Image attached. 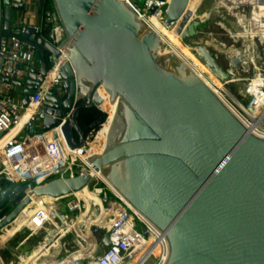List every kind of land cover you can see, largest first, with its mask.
I'll return each mask as SVG.
<instances>
[{"label": "water", "instance_id": "obj_1", "mask_svg": "<svg viewBox=\"0 0 264 264\" xmlns=\"http://www.w3.org/2000/svg\"><path fill=\"white\" fill-rule=\"evenodd\" d=\"M44 1L37 0L40 13ZM188 3L171 0L164 25L177 24ZM52 4L66 37L61 49L69 60L61 74L67 90L63 112L76 104L71 125L63 128L68 147L83 146L78 113L100 110L102 88L117 108L103 153L87 160L164 235L165 264H264V139L249 133L185 64L174 56L159 57L160 39L124 2L52 0ZM228 9H237L239 20L251 22V9L239 5ZM23 10L21 0H0V43L9 36L15 14ZM196 29L185 28L182 42L193 38ZM31 33L27 29L24 38ZM37 46L40 72L31 74L40 78L29 77L24 106L51 63L45 54L57 57L42 41ZM198 49L209 57L201 54V60L212 61L214 75L232 84L227 72ZM230 63L236 69L237 60ZM45 102L51 107L53 94ZM56 126L46 119L42 131ZM90 183L88 175L54 180L37 189L29 184L2 190L0 232L13 225L34 198L62 199ZM116 206L118 212L125 210ZM90 230L98 236L95 243L89 238L94 244L92 257H97L109 247V239L98 228Z\"/></svg>", "mask_w": 264, "mask_h": 264}, {"label": "built area", "instance_id": "obj_2", "mask_svg": "<svg viewBox=\"0 0 264 264\" xmlns=\"http://www.w3.org/2000/svg\"><path fill=\"white\" fill-rule=\"evenodd\" d=\"M30 1L21 0L23 9H29ZM118 1L127 4L138 18V16H145L146 13L150 14V10L153 8L155 11L162 0H144L142 4L139 0ZM160 12L161 10H159ZM163 13L162 11L160 14ZM27 29L32 33L28 38H24ZM62 30L54 12L48 11L42 15L40 13L38 23L32 26L22 16L13 20L9 36L0 43V192L29 184H34L37 189L54 180L90 176L91 165L87 159L92 155L88 153V150L95 142L99 131L85 139L81 148L75 149L68 147L63 135V128L66 125H71L76 104L74 102L68 112H63L62 99L67 94V90L61 74L64 67L69 64V60L67 52L61 49L65 41ZM37 41H42L44 45L51 47L57 57L45 54L46 58L51 57V63L42 82L33 86L34 91L27 96V103L24 106V90L29 86V77L34 76L36 80L40 78L39 74H31V71L40 72ZM232 71L225 72L229 77L236 79ZM255 74H259L257 77L261 84L257 86V90L251 92L250 87L255 80ZM252 75L253 79L238 78L240 81L232 82V84L219 81L223 87L237 83L246 84L245 92L251 98V104L248 111L244 110L243 113L224 98L223 90H220L221 97L211 90L243 126L244 121L251 120L248 115L249 109L258 106L256 98L264 96V78L261 77L264 76V69L256 68ZM49 93L53 94L55 102L51 107H46L45 99ZM46 119L57 122V126L48 132H43ZM22 122H24L23 126L17 130ZM258 133L264 136V126ZM259 138L264 139L263 137ZM93 179L97 178L91 177V181ZM89 193L98 198L102 193V188L95 186ZM112 195L114 203L121 204L125 210L119 212L112 227L105 230L109 239V247L102 249L97 257H92L93 262L88 259V264H128L136 258L138 253L140 257L135 264H139L151 255L150 250L153 248V244L160 239L162 241L158 247L154 264H165L168 245L164 235L149 222L136 215L113 192ZM72 196L75 197L74 201L70 202L67 207L71 212L78 211L80 213L83 199L76 195ZM112 205L109 204V207ZM94 208L96 210L98 207L94 206ZM137 224L141 227L140 229ZM148 241L150 244L143 251V246ZM147 250H149L148 253Z\"/></svg>", "mask_w": 264, "mask_h": 264}, {"label": "rangeland", "instance_id": "obj_3", "mask_svg": "<svg viewBox=\"0 0 264 264\" xmlns=\"http://www.w3.org/2000/svg\"><path fill=\"white\" fill-rule=\"evenodd\" d=\"M238 5L243 8H249L252 11L255 10L253 17H251V22L245 19L239 20V11L237 9H228L230 6ZM27 11V9H24L18 13V18L22 17ZM260 11L263 12L261 18L259 15ZM263 18L264 0H191L187 12L178 24L170 28H163L161 26L163 20L162 22L156 20L154 25L159 26L158 32L166 40V47L168 45L174 47L196 71L200 72L219 94V90H223L222 95L224 98L243 113L244 110L248 111V107L251 104V98L245 92L246 84L237 83L223 87V84L219 82L220 79L212 72V70H215L212 61L208 59L201 60L199 57L201 54L206 57L208 56L198 48L204 49L219 68L228 72L233 70L231 69L230 61L233 59L237 60L238 65L232 71L236 79L230 77V82L240 81L238 78L253 79L252 74L254 73V69H264ZM56 19L59 23L57 15ZM196 27L195 36L190 40L182 42L185 28L191 29ZM60 28L62 29L61 25ZM64 38H66L65 34ZM169 55L168 49L163 48L159 57L163 58ZM255 75L253 85L257 87L261 83L258 79L259 77H257L259 74ZM261 77L264 78V76ZM250 110L251 108L249 112ZM262 125L264 126V120L262 121ZM106 135V129H102L92 145L91 153L99 155L103 151ZM95 186L102 188V193L98 199L101 201L102 208L106 210L110 203H105V200L109 201L114 198L112 192L101 180L93 179L83 192H92ZM74 198V196H69L56 201L44 198L39 201V205L33 206L34 209L28 207L25 210L28 214L24 215L25 220L23 224L11 236L0 238V243H3L0 244V264H31L53 242H58L57 248L50 250L49 255L46 257H42L44 255L40 256L35 264H58L57 262L61 257H68L72 254L76 255L74 256L75 258L82 260V264H88V259H84L82 255V249L86 246V239L92 238L95 243L98 237L93 236L91 230H88L87 235H84L85 239L84 237L81 238V234L79 238L80 227L82 228L83 225L76 226L69 232L68 238H61L58 241L60 235L57 236V233L61 234L63 228H67V225H72L79 216L78 211L71 212L67 207L70 202L74 201ZM92 208L93 210L95 209L94 207ZM80 211L82 212V220L85 223H95L100 209L96 208V212H92L90 207L82 200ZM137 227L138 229L141 228L138 224ZM52 231H56L54 236L50 235L46 238L48 233ZM101 232L104 235L106 234V231L103 229H101ZM45 238L46 243H44V246L47 244V247L45 249L43 248L44 246L41 249L38 248L39 250L35 252V249L38 247L37 245ZM49 240L50 242H48ZM155 258L147 264L154 263Z\"/></svg>", "mask_w": 264, "mask_h": 264}, {"label": "bare ground", "instance_id": "obj_4", "mask_svg": "<svg viewBox=\"0 0 264 264\" xmlns=\"http://www.w3.org/2000/svg\"><path fill=\"white\" fill-rule=\"evenodd\" d=\"M191 0H189V3H188V7H189V4H190ZM171 3V0H162L161 3L157 6L156 10L154 11V13H150V14H145V16L143 17H139L138 18L141 20V22L146 26V28H148L149 30H151L153 33H155L157 35V37L160 39L161 43H162V49L159 50V53H158V56H160L163 48H167L168 51L170 52V55L169 56H174L177 60L181 61L183 64H185L187 66V68L190 70V72H192L197 78H199L208 88H210L213 92H215L218 96H220L219 92L216 91V89L213 88V86L200 74V72L196 71L194 67H192L183 57L182 55L174 48L172 47L171 45H168L167 46V43H166V40L163 39V37L160 35V33L158 32V27L155 24V21L156 20H160L162 22L163 20V25L161 23V26L163 28H170V27H166L164 25V22H165V19H166V11H167V8L168 6L170 5ZM222 4V2H221ZM255 4V3H254ZM255 6V5H254ZM188 7L185 11V13L187 12L188 10ZM259 8V7H258ZM159 10H161V12L163 11L164 13L163 14H160L159 13ZM255 11V10H254ZM253 11V12H254ZM184 13V15H185ZM184 15L181 17L180 21L182 20V18L184 17ZM259 15H260V18H261V15H263V12L260 11L259 12ZM147 16V18H145ZM264 19V18H263ZM179 21V22H180ZM178 22V23H179ZM177 23V24H178ZM176 25V24H175ZM173 26V25H172ZM171 26V27H172ZM221 26V25H220ZM264 29V28H263ZM251 92H253V90H257V87L252 85L251 87ZM220 91V90H219ZM98 95L101 99V104H100V110L104 111L105 113L107 114H110L109 115V120L107 122V124L105 125V127L103 128L104 130L106 129V138L108 136V133H109V130H110V126H111V122L114 118V114H115V111H116V105L113 104L111 105L110 102H109V95L102 89L100 88L99 91H98ZM221 97V96H220ZM257 102H258V106L256 107H252L251 110H250V113H248L249 117L251 118L250 121H244L243 124L245 126V128L247 129V131L251 134H254L258 137H263V134H259L258 132H260L261 128L263 127V125L261 124V121L262 119L264 118V96L262 95L261 98L257 97L256 98ZM244 112V111H243ZM247 113V112H246ZM260 114L261 117H259L258 119H256L257 116H259ZM23 123L22 122L17 130H19L22 126H23ZM101 132V131H100ZM106 144V142H105ZM105 148V147H104ZM92 150V145L90 146V149L88 150V153L92 156H100L103 151L99 154V155H94L93 153H91L90 151ZM90 176L91 177H95L99 180H101L107 187L108 189L113 192V194H115L120 200H122V202L128 207L130 208L136 215H138L140 218H142L143 220L147 221L142 215H140L134 208H132V206L124 199L122 198V196L107 182V180L100 174V172H96L94 169L91 168L90 170ZM86 189L80 191L79 193L75 194L77 197L83 199L84 203H86L90 208L96 206L98 207L99 204H100V200L94 195V194H91L89 192H83L85 191ZM47 198V197H45ZM44 199V198H42ZM47 199H50V200H53L51 198H47ZM37 200H40V199H37V198H34L33 199V202L32 203H35ZM56 201V200H54ZM109 203V202H108ZM115 205H112L111 207L108 208V211H107V214L105 215V222H102V224L100 225V228L99 229H103V230H109L114 221L116 220V218H118L119 216V212L116 211L118 208L116 206V203H113ZM32 205V204H31ZM93 209V208H92ZM81 214V211L79 213V216ZM78 216V217H79ZM111 219H114L111 221ZM109 222V223H107ZM148 222V221H147ZM109 225V226H108ZM84 228H86L87 230L90 231V229L92 228V226L88 225V224H83ZM85 230V229H84ZM162 238V237H161ZM161 239L160 240H157L155 241V243L153 244V248L150 250L151 255L149 257H147L145 260H143L142 262H140L139 264H147L150 260H152L153 258H155V256H157V251H158V247L160 246V243H161ZM88 240L85 242L86 243V246H84V249H82L83 253V257L84 259H90L91 262H93V258H92V252L94 251V245L91 244V242H88ZM151 242L153 243V240H151ZM150 242L148 241L147 243L144 244L143 246V251L146 250V248L149 246ZM58 246V242H53L51 245H49L46 250L40 255H48L47 254V251L50 247H55L57 248ZM52 250V249H51ZM149 250H147V253L149 252ZM37 257V259H35L31 264H35L37 263V260L39 259V257ZM136 258H134L133 260H131L128 264H135L136 260L138 259V257H140L139 253L135 256ZM92 258V259H91ZM76 258L74 256L71 255L70 258L68 259H65L63 261H60L57 262L58 264H73V262H75ZM77 261V260H76ZM71 262V263H70ZM89 262V261H88ZM92 264V263H90ZM154 264V263H152Z\"/></svg>", "mask_w": 264, "mask_h": 264}, {"label": "crops", "instance_id": "obj_5", "mask_svg": "<svg viewBox=\"0 0 264 264\" xmlns=\"http://www.w3.org/2000/svg\"><path fill=\"white\" fill-rule=\"evenodd\" d=\"M39 15H40V12H39V10H38V8H37V0H31L30 1V7H29V9H28V11L26 12V13H24L23 14V16L25 17V20H26V22L29 24V25H36L37 23H38V18H39ZM18 16H19V14H15V18L14 19H17L18 18ZM13 19V20H14ZM40 200H42V199H40ZM40 200H37L35 203H33L30 207L31 208H33V206L34 205H39V201ZM110 204H113L114 202H113V200L112 201H110L109 202ZM98 208L100 209V212H98L97 213V220L95 221V223H85L82 219V212H81V214H80V216L77 218V220L75 221V222H73L72 223V225H67V228H63V231H61V234H58L57 233V236L58 235H60V238L58 239V241L61 239V238H68V236H69V232L72 230V229H74L76 226H82L83 224H88V225H90V226H92L93 228L95 227V228H100V225L102 224V222H105L104 220H105V215L107 214V211H108V209H103L102 208V206H101V201H100V204H99V206H98ZM34 209V208H33ZM91 209V211L92 212H96L95 210H93L92 208H90ZM28 213L25 211L20 217H19V219L13 224V225H11L10 227H8V228H6L5 230H3L2 232H0V238H6V237H9V236H11L12 234H13V232H15V230L17 229V228H19L22 224H23V221L25 220V217H24V215H27ZM85 218V217H84ZM112 220H114V219H111V221ZM82 222V223H81ZM107 223H109V222H107ZM85 229V230H84ZM87 229L86 228H84V226L81 228L80 227V233H79V238H80V234H81V238H83L84 237V239H85V236L84 235H87L86 233H87ZM55 232L56 231H52L51 232V236L53 237L54 236V234H55ZM49 235V236H50ZM88 240V242H90L89 241V239H86V241ZM48 242H50V240L48 241ZM47 242V243H48ZM87 242V243H88ZM44 243H46V239L45 240H43L39 245H38V247L35 249V252L36 251H38L39 249L38 248H42L43 246H44ZM0 244H3V243H0ZM47 247V244H45V246L43 247L44 249ZM43 249V250H44ZM51 249H55V247H50L49 249H48V251H47V254L49 255V251L51 250ZM40 254V253H39ZM48 255H44V256H42V257H46V256H48ZM72 256H76V255H74V254H72ZM39 260V259H38ZM76 260H79V259H77L76 258Z\"/></svg>", "mask_w": 264, "mask_h": 264}, {"label": "trees", "instance_id": "obj_6", "mask_svg": "<svg viewBox=\"0 0 264 264\" xmlns=\"http://www.w3.org/2000/svg\"><path fill=\"white\" fill-rule=\"evenodd\" d=\"M48 11L54 12L52 0L44 1L41 15ZM108 120L109 114L99 110L98 108L81 109L77 117L78 126L81 129L85 139L95 135V133L98 131L100 133V131L107 124ZM74 140L78 142V137L76 135H74Z\"/></svg>", "mask_w": 264, "mask_h": 264}, {"label": "flooded vegetation", "instance_id": "obj_7", "mask_svg": "<svg viewBox=\"0 0 264 264\" xmlns=\"http://www.w3.org/2000/svg\"><path fill=\"white\" fill-rule=\"evenodd\" d=\"M96 239H97V238H96ZM91 244L94 245L92 241H91Z\"/></svg>", "mask_w": 264, "mask_h": 264}]
</instances>
